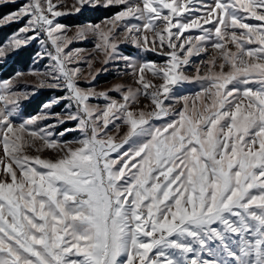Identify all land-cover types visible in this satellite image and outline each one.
Returning <instances> with one entry per match:
<instances>
[{
    "label": "snow or ice",
    "instance_id": "obj_1",
    "mask_svg": "<svg viewBox=\"0 0 264 264\" xmlns=\"http://www.w3.org/2000/svg\"><path fill=\"white\" fill-rule=\"evenodd\" d=\"M109 6L121 11L71 36L58 19ZM21 20L0 60L39 41L33 62L49 64L28 75L65 95L16 123L34 91L14 90L23 73L0 80V264H264V0H27L0 27ZM89 35L135 86L96 90L107 67L69 49ZM121 44L164 63L121 55ZM209 49L207 71L188 75ZM185 84L200 91L177 95Z\"/></svg>",
    "mask_w": 264,
    "mask_h": 264
},
{
    "label": "rangeland",
    "instance_id": "obj_2",
    "mask_svg": "<svg viewBox=\"0 0 264 264\" xmlns=\"http://www.w3.org/2000/svg\"><path fill=\"white\" fill-rule=\"evenodd\" d=\"M26 2H27V0H14V2H12V3L18 4V6H16V9H18L21 5H23ZM53 2H55V0H53ZM66 2H67V4L71 5L73 0H66ZM204 2L211 4V3H213V0H204ZM12 3H8V4H12ZM109 7L114 9V12H113V14H111L110 16L105 17V18H111L115 13L121 11L120 6H109ZM92 8L93 7H86L83 10L92 9ZM94 8H105V7H94ZM10 12H12V11H10ZM10 12H8V13H10ZM8 13H6V14H8ZM6 14H4V15H6ZM74 15H76V14H74ZM74 15H67V16L58 18L60 23L68 26L71 29V31L68 32L69 36L73 35L77 26H81V25H84V24L89 23V22L92 24L101 23L105 19V18H102V19L98 20L97 22L85 21V22H81L78 24L68 23L66 21V18H68L70 16H74ZM245 22H247V23H259L258 21H255L252 18H249ZM25 23H26V20H21L18 23H11V24H15L17 27H15V29L3 40V43H1L0 46L5 44L8 41V39L12 36V34L15 33ZM131 23H137V21L133 20V21H131ZM8 25H10V24H8ZM191 34L197 35V34H199V30H192ZM31 43H35L37 49H36V52L31 57V61H30L29 66L27 68H25L24 70H19V71L13 73L12 75H10L8 77H5L2 75V73H4L7 70V65L10 63V61H11V59L15 53L9 54L6 58H4L3 60H0V65H1V67H0V80L9 79V78L15 76L16 73H23L24 75L22 76L21 80L18 81V83L16 84V87L14 88V90L15 91H27V92H33L34 91V95H31L28 100L22 101L21 107L19 109L18 119L16 120V123H19L21 119H27L31 116L40 114L43 106L46 103L52 101L56 97H61V96L65 95V92L63 90L52 89V88H47V87H43V88L36 87V85H38L37 78L34 76H31V75H28V73L30 71L45 72L46 66L49 64V59L46 56L36 63L33 62L34 59L36 58V54L38 52L42 51V46L40 45L39 41H33ZM96 43H97L96 37L89 35L87 39L81 40V41H74L71 45H69V49L80 48V49L85 50L84 54L87 55L89 57V59H92L94 61V68L107 67L108 71L101 72L97 76L96 80L94 81L96 90L100 91V90L108 89V88H110L116 84H125V85L135 86L132 77L130 75H123L121 72V70L124 68L123 61H113V62H110L107 66H105L101 63V61L103 59V54L99 51H94V46ZM50 47L51 46L49 45V48ZM233 50H235L234 46H233ZM211 51L212 50L209 49V55H203L202 54L199 57H193L192 58L193 62L191 64V66H188L186 68V73L188 75H195L197 66L201 67V74L206 72L207 68L201 62L202 61L206 62L210 58ZM119 52L121 55L132 56V57H136V58L143 57L147 60L155 61L156 63H164V60H165L164 57L159 56L157 54H152V53L147 54V56H144L143 53H139V56H138V49L134 45H131V44H121L119 47ZM81 67L83 69L84 74H87L89 71L87 66L81 65ZM81 86L82 87H88V85L83 84V83L81 84ZM44 91H45V96H46V100L44 101V103L40 106V108L35 113H27L25 111V105L27 104V102L30 101L31 99H33L34 97H36L37 95H39L40 93L44 92ZM199 91H200V85L199 84H185L178 90L177 95H180V96L188 95V96L194 97L195 93H197ZM109 95L112 96V98H114V99H117V100L120 99V94L117 92H110ZM92 103H99V104L103 105L104 101L103 100H99V101L93 100ZM145 103H148V101L141 98V106ZM66 104H67V101L62 100L60 103L53 105V107L50 109V111L52 113L63 114V110L65 109ZM175 107L177 109H179L181 107V105L176 104ZM170 119H177V117L172 116ZM52 122L53 121H51V120L40 121V122H38V126L43 127L45 124H50ZM167 122H168L167 119L153 121V123L156 126H160V125L167 123ZM75 124H76L75 121H68L62 125H59L55 129V131L58 133L60 131H63L65 128H74ZM122 131H123V129H122ZM79 136H80V133L78 131H73L70 133H66L65 136L63 137V139L64 140H72L74 138H78ZM28 154L29 155H36L37 153H35L31 149H29ZM41 155L43 157L54 158L55 153H53L52 151L46 150L43 153H41ZM0 156H3L2 148H0Z\"/></svg>",
    "mask_w": 264,
    "mask_h": 264
},
{
    "label": "trees",
    "instance_id": "obj_3",
    "mask_svg": "<svg viewBox=\"0 0 264 264\" xmlns=\"http://www.w3.org/2000/svg\"><path fill=\"white\" fill-rule=\"evenodd\" d=\"M16 6H18V4L13 3L0 6V17L15 10ZM113 12L114 9L110 7L85 9L74 16L66 18V21L70 24H78L85 21L97 22L102 18L110 16ZM15 27H17L15 24L0 27V44L3 43V40L15 29ZM36 49L37 47L35 43H30L18 50L12 57L10 63L7 65V70L2 73V75L8 77L19 70L27 68L30 64L31 57L36 52ZM45 100L46 96L44 91L27 102L25 105V111L27 113H35Z\"/></svg>",
    "mask_w": 264,
    "mask_h": 264
}]
</instances>
